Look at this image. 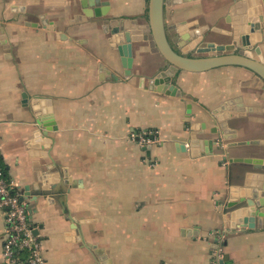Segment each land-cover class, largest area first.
<instances>
[{
  "label": "crops",
  "instance_id": "crops-1",
  "mask_svg": "<svg viewBox=\"0 0 264 264\" xmlns=\"http://www.w3.org/2000/svg\"><path fill=\"white\" fill-rule=\"evenodd\" d=\"M232 1L165 0L171 45L192 55L200 41L230 43ZM148 6L0 0V160L45 264H212L224 254L264 264V217L255 229L233 218L227 231L222 213L234 189L242 196L247 167L230 161L264 158V145L251 144L264 140V87L246 85L244 68L221 67L179 72L176 96L165 95L153 79L168 65L146 33L127 77L109 44L113 26L145 29ZM202 27V40L181 38ZM253 41L264 55V22ZM223 107L227 130L216 119ZM152 129L161 144L147 154L132 136ZM8 230L0 208V264Z\"/></svg>",
  "mask_w": 264,
  "mask_h": 264
},
{
  "label": "water",
  "instance_id": "water-1",
  "mask_svg": "<svg viewBox=\"0 0 264 264\" xmlns=\"http://www.w3.org/2000/svg\"><path fill=\"white\" fill-rule=\"evenodd\" d=\"M99 1V0H95ZM107 4V5H106ZM108 6V3H105ZM100 7V6H99ZM165 0H149L148 6V26L144 28L118 27L112 31L113 37L109 44L117 49L124 74L130 77L134 64V42L138 35H149L155 51L158 52L168 65V71H164L158 78L153 79L154 85L162 86L161 92L168 96H176L178 89L172 84V77L179 72L204 73L221 67H240L253 74V80L247 81L246 85L264 87V55L261 49L253 41L255 34L261 31L264 22L263 8L264 0H233L229 7V22L231 23V42L228 44H216L213 42H199L196 52L188 55L178 51L173 47L168 39L165 16ZM96 9V17L105 16ZM207 27H202L190 31L189 34L182 35L183 40L203 39L207 32ZM25 98V96H24ZM215 111L216 119L220 122V128L227 130V123L221 115V110ZM34 110H36L34 108ZM39 111H35V116H40ZM41 122L37 121V124ZM48 121L45 122V125ZM217 133V131H213ZM217 139L219 146L222 145V137ZM35 143L41 139L35 135ZM49 143V141H46ZM182 152L186 151V144L178 143ZM197 141L191 140L189 147H194ZM210 145L212 143H209ZM254 145H264V140L252 141ZM238 146L247 145V142L236 144ZM235 145V146H236ZM38 148V147H36ZM152 146H147L145 150L150 154ZM47 158V153H36ZM231 163H242L246 165L240 183L242 186V196L238 198L239 188L234 189L228 201L225 202L222 213L225 219V230L233 231L236 224L239 228L255 229L256 219L264 217V158L248 157L232 159ZM44 194V193H41ZM238 218V223L232 222L233 218ZM71 228L77 230L78 226L72 224ZM214 262V261H213ZM228 254L222 255L219 260L212 264H229Z\"/></svg>",
  "mask_w": 264,
  "mask_h": 264
},
{
  "label": "built area",
  "instance_id": "built-area-1",
  "mask_svg": "<svg viewBox=\"0 0 264 264\" xmlns=\"http://www.w3.org/2000/svg\"><path fill=\"white\" fill-rule=\"evenodd\" d=\"M138 137L142 147L159 146L161 137L158 130L152 129ZM0 208L5 210L9 224L8 236L5 241L3 260L5 264H45L42 244L28 222L25 202L15 192L14 185L6 177L0 160ZM220 256L214 258L215 263Z\"/></svg>",
  "mask_w": 264,
  "mask_h": 264
}]
</instances>
